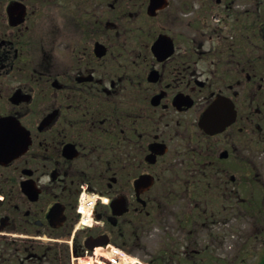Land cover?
Instances as JSON below:
<instances>
[{
	"label": "flooded vegetation",
	"instance_id": "flooded-vegetation-1",
	"mask_svg": "<svg viewBox=\"0 0 264 264\" xmlns=\"http://www.w3.org/2000/svg\"><path fill=\"white\" fill-rule=\"evenodd\" d=\"M240 1L202 0L180 37V0H0V264H218L174 245L182 195L264 202V0Z\"/></svg>",
	"mask_w": 264,
	"mask_h": 264
},
{
	"label": "rangeland",
	"instance_id": "rangeland-1",
	"mask_svg": "<svg viewBox=\"0 0 264 264\" xmlns=\"http://www.w3.org/2000/svg\"><path fill=\"white\" fill-rule=\"evenodd\" d=\"M201 1L202 0H180V37L183 34V29L194 27L192 22L198 16L199 11L202 10L200 7ZM245 1L246 0H241L240 2L244 3ZM217 13L218 12L210 14V17L205 21L207 23H212V25H216L215 16H219ZM258 166L260 167V172L264 174V158L262 160L258 159ZM255 192L254 198L259 199L260 192L256 190ZM183 196L184 195L180 197V221L189 223H186V225H188L187 228L180 227V244L176 241V244L174 245L175 247L180 248V253L186 251V247H189L190 250H192L194 247L203 249L209 246L210 249L207 248L205 251L211 250L217 257V260L219 261L218 264H257L259 261H264V259L261 260L264 257V202H261L262 207L254 206L251 208L252 205H250L246 210L238 211L236 208H231V210L229 209L223 212L216 208L214 209L215 212H213L212 208L208 206L210 203L208 196L201 194L196 198L192 195ZM250 198L253 199L252 197ZM188 202L189 204L190 202L192 203L190 208ZM197 203L198 206L195 208L193 205ZM183 209L184 214L182 213ZM166 213L163 217L158 219V222L156 223L157 226L154 224L156 228L154 230L158 235L152 237L151 246L153 247V251L157 253L158 250L162 252V250H165L168 246L171 247L172 245V241L168 240L162 232L164 228L159 225L160 222L165 223L164 225H168L169 223L175 225V219H173L172 216L167 218ZM191 213L196 214L195 222L192 217H190L189 220L186 219ZM164 219L165 221H163ZM218 231L219 234L217 236L216 232ZM220 231L224 234L220 235ZM188 236L190 241L196 240V242L190 243L187 239ZM213 236L217 238H214ZM126 249L128 251L131 249L134 255H138L143 262L148 264V251L138 248L132 250L129 245H127ZM103 252L106 253L104 248L97 249V254ZM88 254L94 255L95 253L90 252ZM174 261L179 264H187L184 263L183 260ZM93 262V260H90L88 263Z\"/></svg>",
	"mask_w": 264,
	"mask_h": 264
},
{
	"label": "water",
	"instance_id": "water-1",
	"mask_svg": "<svg viewBox=\"0 0 264 264\" xmlns=\"http://www.w3.org/2000/svg\"><path fill=\"white\" fill-rule=\"evenodd\" d=\"M212 107V106H211ZM214 116V111H206V113L204 114V118L201 121V125L207 130L210 131L212 126V117ZM234 116H235V112H234Z\"/></svg>",
	"mask_w": 264,
	"mask_h": 264
},
{
	"label": "built area",
	"instance_id": "built-area-1",
	"mask_svg": "<svg viewBox=\"0 0 264 264\" xmlns=\"http://www.w3.org/2000/svg\"><path fill=\"white\" fill-rule=\"evenodd\" d=\"M116 260L118 261L117 263H122L124 261L123 264H127L128 262H130V257L127 256L124 252H119V255L117 256Z\"/></svg>",
	"mask_w": 264,
	"mask_h": 264
},
{
	"label": "trees",
	"instance_id": "trees-1",
	"mask_svg": "<svg viewBox=\"0 0 264 264\" xmlns=\"http://www.w3.org/2000/svg\"><path fill=\"white\" fill-rule=\"evenodd\" d=\"M264 259V257L262 258V260ZM261 264H264V261L263 262H261Z\"/></svg>",
	"mask_w": 264,
	"mask_h": 264
},
{
	"label": "bare ground",
	"instance_id": "bare-ground-1",
	"mask_svg": "<svg viewBox=\"0 0 264 264\" xmlns=\"http://www.w3.org/2000/svg\"><path fill=\"white\" fill-rule=\"evenodd\" d=\"M85 188H87V185H85Z\"/></svg>",
	"mask_w": 264,
	"mask_h": 264
}]
</instances>
